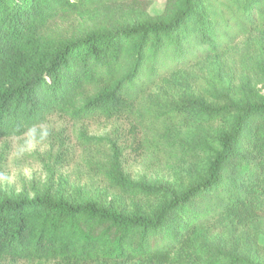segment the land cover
<instances>
[{
    "label": "trees",
    "instance_id": "16d2710c",
    "mask_svg": "<svg viewBox=\"0 0 264 264\" xmlns=\"http://www.w3.org/2000/svg\"><path fill=\"white\" fill-rule=\"evenodd\" d=\"M140 2L0 0V139L22 136L56 114L149 116L162 120L163 139L186 157L192 149L174 131L221 124L206 176L152 209L135 204L130 212L50 189L34 196L0 191V258L239 264L210 251L209 236L263 221L264 96L216 104L182 91L162 108L157 94L179 72L214 59L256 75L254 57L238 43L256 35L264 41V0H168L161 18L78 37L48 34L63 15Z\"/></svg>",
    "mask_w": 264,
    "mask_h": 264
},
{
    "label": "rangeland",
    "instance_id": "374dc122",
    "mask_svg": "<svg viewBox=\"0 0 264 264\" xmlns=\"http://www.w3.org/2000/svg\"><path fill=\"white\" fill-rule=\"evenodd\" d=\"M167 4L168 0H141L108 5L97 15H63L48 34L65 38L116 30L165 16ZM238 44L254 57L259 66L256 75L244 76L238 67L221 59L192 65L170 78L168 87L158 90L162 108L177 100L182 91L216 104L222 98L263 97L264 41L256 35ZM42 125L49 136L31 149L25 134L0 139V177H6L0 179V191H26L34 196L50 189L70 201L93 200L127 212L135 204L152 209L203 179L223 127L174 131L183 139L184 148L192 149L185 157L177 155L170 141L163 139L162 120L156 117L84 120L69 112L53 115ZM209 237L210 251L225 262L236 259L239 264H264V219L254 228L235 232L216 228ZM0 264L60 263L2 257Z\"/></svg>",
    "mask_w": 264,
    "mask_h": 264
},
{
    "label": "clouds",
    "instance_id": "9594fccd",
    "mask_svg": "<svg viewBox=\"0 0 264 264\" xmlns=\"http://www.w3.org/2000/svg\"><path fill=\"white\" fill-rule=\"evenodd\" d=\"M25 135L29 138L27 145L28 148L31 149L34 146V143L44 142L49 136V131L41 125L40 131L38 132L37 127L33 126L27 130ZM0 179H6V177H0Z\"/></svg>",
    "mask_w": 264,
    "mask_h": 264
}]
</instances>
